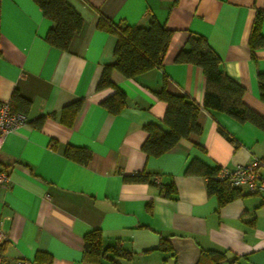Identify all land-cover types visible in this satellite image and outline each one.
<instances>
[{"label": "crops", "instance_id": "crops-1", "mask_svg": "<svg viewBox=\"0 0 264 264\" xmlns=\"http://www.w3.org/2000/svg\"><path fill=\"white\" fill-rule=\"evenodd\" d=\"M68 3L83 26L62 51L45 41L52 23L32 0H0V101L13 107L18 94L28 104L21 105L27 124L0 146V168L9 176L0 184L1 264H264V195L241 191L220 205L204 177L187 173L192 162L232 169L263 158L262 130L202 110L198 136L181 139L160 157L142 150L144 127L169 130L166 104L158 98L163 89L203 105L202 70L175 61L191 35L206 39L225 74L244 88V105L264 118L257 84L264 47L253 53L249 47L258 12L264 36V0ZM151 17L172 31L162 68L135 78L114 70V88L98 91L117 42L97 27L99 19L145 27ZM116 90L126 105L114 115L101 103ZM78 101L80 110L70 114L67 108ZM67 149H86L91 159L79 164L66 157ZM136 174L148 182L124 180ZM90 234L100 236L102 251L120 248L127 255L107 251L88 260Z\"/></svg>", "mask_w": 264, "mask_h": 264}, {"label": "trees", "instance_id": "trees-1", "mask_svg": "<svg viewBox=\"0 0 264 264\" xmlns=\"http://www.w3.org/2000/svg\"><path fill=\"white\" fill-rule=\"evenodd\" d=\"M32 1L41 9L44 17L52 23V27L45 36V41L56 49L68 51L72 38L80 32L83 26L80 15L68 3V0ZM261 21L262 14L258 12L249 39V47L252 53L256 49L264 47ZM97 27L114 35L117 39L113 52L114 61L111 65L104 67L97 85L98 91L114 88L110 79L114 70L126 78H135L152 68H162L172 31L154 17L149 19L148 25L145 27L117 26L104 18H100ZM175 61L181 64H191L202 70L207 84L204 102L200 106L187 95L176 96L163 89L158 98L166 104L163 123L169 130L164 131L153 124L144 127L147 139L142 150L148 157H160L170 151L181 139L198 136L201 133L198 116L202 110L224 113L239 123H250L264 132V118L244 105V88L225 74L220 57L212 50L204 37L191 35L186 47L179 52ZM257 84L259 99L264 104V73L257 75ZM13 102L14 110L25 113L21 105L26 104L27 107L26 101L15 94ZM101 105L109 113L116 115L126 105V96L121 91L116 90L115 94L103 101ZM81 106L82 102L78 101L67 109H70V114L74 115ZM71 122V120L65 121L68 125ZM65 155L68 159L82 165H86L91 159V154L86 149H67ZM219 170L218 168L211 169L198 162H192L187 173L204 177L207 181L208 193L216 195L221 205L239 197L241 191L230 187L225 182L216 180L215 175ZM124 180L126 182L144 183L148 182V176L136 174L126 176ZM173 192H175L174 187L166 190L165 195L168 196L169 193ZM107 251L118 257L127 255L120 248H108L102 251L98 234H90L85 238V257L88 260L92 261L90 258L96 259L101 254L105 257Z\"/></svg>", "mask_w": 264, "mask_h": 264}, {"label": "built area", "instance_id": "built-area-1", "mask_svg": "<svg viewBox=\"0 0 264 264\" xmlns=\"http://www.w3.org/2000/svg\"><path fill=\"white\" fill-rule=\"evenodd\" d=\"M27 117L13 109L9 101H0V146L11 132L27 124ZM215 179L229 184L230 187L250 195H264V157L254 158L246 164L232 169H220ZM9 181L8 173L0 168V184ZM6 236L0 228V264L3 260L1 251ZM15 264H29L18 261Z\"/></svg>", "mask_w": 264, "mask_h": 264}]
</instances>
